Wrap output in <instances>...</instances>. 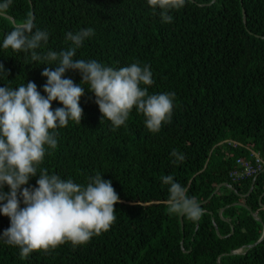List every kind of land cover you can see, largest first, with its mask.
Segmentation results:
<instances>
[{"label": "trees", "instance_id": "obj_1", "mask_svg": "<svg viewBox=\"0 0 264 264\" xmlns=\"http://www.w3.org/2000/svg\"><path fill=\"white\" fill-rule=\"evenodd\" d=\"M33 12L36 26L50 33L44 53L67 49V32L91 27L96 35L76 59L150 66V94L175 93L173 119L153 134L133 109L127 125L113 131L109 120L102 121L95 94L82 85V122L58 130L59 148L41 168L84 185L104 174L120 196L117 220L86 245L69 242L27 259L19 247L0 241V264H264V240L252 247L264 236V173L242 182L231 178L239 159L264 157V0H194L173 11L170 24L147 0H14L0 17V45ZM0 63L10 70L0 87L35 82L47 95L42 73L55 65L2 47ZM65 78L82 83L79 71ZM173 150L185 154L184 162L173 163ZM165 175L198 199L205 210L198 222L184 216L183 227L182 216L169 214ZM38 179L24 187H38ZM10 226L0 213V236Z\"/></svg>", "mask_w": 264, "mask_h": 264}, {"label": "clouds", "instance_id": "obj_2", "mask_svg": "<svg viewBox=\"0 0 264 264\" xmlns=\"http://www.w3.org/2000/svg\"><path fill=\"white\" fill-rule=\"evenodd\" d=\"M194 0H147L152 10L159 11L163 23H173V11L185 8ZM14 0H0V17L6 16ZM96 35L94 28H82L66 33L67 49L60 52L42 49L48 44L50 33L36 26L34 18L17 24L3 40L4 50L30 54L36 64L55 65L46 68L47 78L42 95L35 82L16 88L0 87V213L10 218L11 226L0 241L19 247L22 258L33 252L54 251L71 243L74 248L86 245L93 237L109 231L117 220L115 205L120 196L111 180L104 174L90 177L86 185L60 175L49 174L41 168L47 155L59 148V129L70 121L81 124L84 110L81 98L85 86L95 94L103 119L111 122L113 131L126 126L133 109L145 117V125L153 134L160 133L171 123L175 93L150 94L155 81L150 66L139 62L123 68L107 66L96 59H76L85 42ZM79 71L82 83L65 78L69 71ZM10 70L0 63V81L8 78ZM63 107L53 110V102ZM173 163L180 164L185 154L173 150ZM39 175L38 187L28 188L33 177ZM168 187V212L186 216L198 222L204 209L188 188L174 175L162 177ZM10 188L5 191V187ZM21 202L24 207H21Z\"/></svg>", "mask_w": 264, "mask_h": 264}, {"label": "built area", "instance_id": "obj_3", "mask_svg": "<svg viewBox=\"0 0 264 264\" xmlns=\"http://www.w3.org/2000/svg\"><path fill=\"white\" fill-rule=\"evenodd\" d=\"M239 168L231 173L235 182H242L250 178H257L264 173V157L253 153L248 159L238 160Z\"/></svg>", "mask_w": 264, "mask_h": 264}, {"label": "water", "instance_id": "obj_4", "mask_svg": "<svg viewBox=\"0 0 264 264\" xmlns=\"http://www.w3.org/2000/svg\"><path fill=\"white\" fill-rule=\"evenodd\" d=\"M214 2H216V0H214ZM33 18H34V21H35V13L33 12ZM12 21L14 22V19H12ZM245 22L247 23V17H246V13H245ZM256 182V181H255ZM226 185V184H225ZM226 186H229V185H226ZM223 187V185L222 186H220L219 188H218V190L216 191V194L220 191V189ZM224 213V210L221 212V215ZM256 218H257V220H260L257 216H256ZM181 220H182V224H183V227H184V216H182V218H181ZM217 227V226H216ZM217 232H218V234L220 235V230H219V228L217 227ZM235 233V229H234V227H233V232H232V235ZM221 236V235H220ZM264 240V236H263V238L256 244V245H254V246H252V247H256L259 243H261L262 241ZM242 251V249L241 250H238V251H234V252H232L231 253V255L232 256H234V255H238L240 252Z\"/></svg>", "mask_w": 264, "mask_h": 264}, {"label": "rangeland", "instance_id": "obj_5", "mask_svg": "<svg viewBox=\"0 0 264 264\" xmlns=\"http://www.w3.org/2000/svg\"><path fill=\"white\" fill-rule=\"evenodd\" d=\"M242 251H243V250H242ZM242 251H241V252H242ZM241 252H240V253H241Z\"/></svg>", "mask_w": 264, "mask_h": 264}]
</instances>
